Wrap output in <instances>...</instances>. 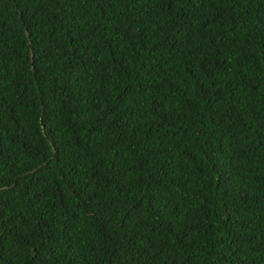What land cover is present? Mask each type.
<instances>
[{
    "label": "trees",
    "instance_id": "16d2710c",
    "mask_svg": "<svg viewBox=\"0 0 264 264\" xmlns=\"http://www.w3.org/2000/svg\"><path fill=\"white\" fill-rule=\"evenodd\" d=\"M0 264H264V0H0Z\"/></svg>",
    "mask_w": 264,
    "mask_h": 264
},
{
    "label": "water",
    "instance_id": "95a60500",
    "mask_svg": "<svg viewBox=\"0 0 264 264\" xmlns=\"http://www.w3.org/2000/svg\"><path fill=\"white\" fill-rule=\"evenodd\" d=\"M27 35V34H26Z\"/></svg>",
    "mask_w": 264,
    "mask_h": 264
}]
</instances>
